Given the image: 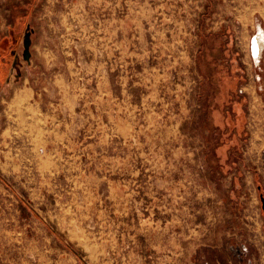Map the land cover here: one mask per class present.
<instances>
[{
  "label": "rangeland",
  "instance_id": "374dc122",
  "mask_svg": "<svg viewBox=\"0 0 264 264\" xmlns=\"http://www.w3.org/2000/svg\"><path fill=\"white\" fill-rule=\"evenodd\" d=\"M257 14L0 0V264H264Z\"/></svg>",
  "mask_w": 264,
  "mask_h": 264
},
{
  "label": "crops",
  "instance_id": "0c3cea01",
  "mask_svg": "<svg viewBox=\"0 0 264 264\" xmlns=\"http://www.w3.org/2000/svg\"><path fill=\"white\" fill-rule=\"evenodd\" d=\"M251 13H258V19L264 24V0H242V15H240L242 16V36L247 28L250 30L252 28L254 15H251ZM252 62L256 67H259V74L252 76V79L254 80V83L257 84L258 88H262L264 86V72H262L264 67V54L258 59V61L253 60Z\"/></svg>",
  "mask_w": 264,
  "mask_h": 264
},
{
  "label": "bare ground",
  "instance_id": "6f19581e",
  "mask_svg": "<svg viewBox=\"0 0 264 264\" xmlns=\"http://www.w3.org/2000/svg\"><path fill=\"white\" fill-rule=\"evenodd\" d=\"M257 26H259L258 28V33L255 34V44L257 45V48L255 47L254 52L255 54V58H253L254 61H258L259 56L258 53L260 51V47L264 45V35L261 33V26L259 25V23H257Z\"/></svg>",
  "mask_w": 264,
  "mask_h": 264
},
{
  "label": "built area",
  "instance_id": "2783aa9c",
  "mask_svg": "<svg viewBox=\"0 0 264 264\" xmlns=\"http://www.w3.org/2000/svg\"><path fill=\"white\" fill-rule=\"evenodd\" d=\"M258 23H259V25L261 26L260 22H258ZM255 28H256V29H255V32H254V33L251 35V37H250V46H249V48H250V53H251L252 58H255V55L252 54V52H251V39L255 36V34L258 33V28H259V26H257V24H256V27H255ZM261 33L264 35V30H263L262 26H261ZM263 51H264V45L260 47V51H259V53H258L259 58L262 56Z\"/></svg>",
  "mask_w": 264,
  "mask_h": 264
},
{
  "label": "water",
  "instance_id": "95a60500",
  "mask_svg": "<svg viewBox=\"0 0 264 264\" xmlns=\"http://www.w3.org/2000/svg\"><path fill=\"white\" fill-rule=\"evenodd\" d=\"M255 47L257 48V45L255 44V37H253L252 39H251V52H252V54H256L255 52H254V49H255ZM262 202H263V206H264V198H262Z\"/></svg>",
  "mask_w": 264,
  "mask_h": 264
}]
</instances>
